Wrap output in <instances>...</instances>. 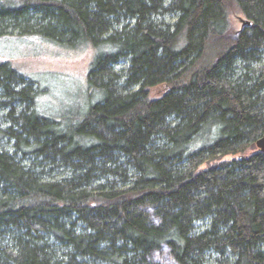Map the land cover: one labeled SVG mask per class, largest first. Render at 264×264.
I'll use <instances>...</instances> for the list:
<instances>
[{
    "label": "trees",
    "instance_id": "1",
    "mask_svg": "<svg viewBox=\"0 0 264 264\" xmlns=\"http://www.w3.org/2000/svg\"><path fill=\"white\" fill-rule=\"evenodd\" d=\"M13 36L91 58L60 118L0 59V264H264V0H0Z\"/></svg>",
    "mask_w": 264,
    "mask_h": 264
},
{
    "label": "rangeland",
    "instance_id": "2",
    "mask_svg": "<svg viewBox=\"0 0 264 264\" xmlns=\"http://www.w3.org/2000/svg\"><path fill=\"white\" fill-rule=\"evenodd\" d=\"M246 20L233 5L228 7L229 35L236 37ZM91 52L83 49L59 48L28 37L13 36L0 40V59L8 61L26 79L44 90L37 102L39 113L58 117L76 109L83 96ZM165 91L163 86L150 90V97L157 98ZM76 105V106H75ZM232 156L223 158L230 161ZM161 264H174L164 249L154 257Z\"/></svg>",
    "mask_w": 264,
    "mask_h": 264
},
{
    "label": "water",
    "instance_id": "3",
    "mask_svg": "<svg viewBox=\"0 0 264 264\" xmlns=\"http://www.w3.org/2000/svg\"><path fill=\"white\" fill-rule=\"evenodd\" d=\"M241 23L242 26H251V23L247 20H242ZM255 147L259 152L264 153V134L256 140Z\"/></svg>",
    "mask_w": 264,
    "mask_h": 264
}]
</instances>
